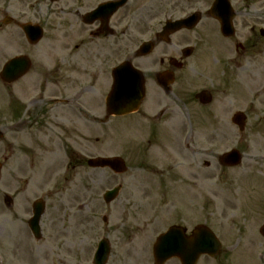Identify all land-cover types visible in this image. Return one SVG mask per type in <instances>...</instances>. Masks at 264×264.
<instances>
[{"label":"rangeland","instance_id":"obj_1","mask_svg":"<svg viewBox=\"0 0 264 264\" xmlns=\"http://www.w3.org/2000/svg\"><path fill=\"white\" fill-rule=\"evenodd\" d=\"M43 1L45 4L34 6L31 11L15 1L8 14L19 23L42 24L44 41L35 48L26 44L25 52L37 53V60L49 64L53 48L56 57L68 54L69 42L64 26L56 31V26L63 23L45 8L50 0ZM184 1L192 0H170L175 7L171 18L193 12L190 3ZM213 1L200 0L199 10L206 12ZM230 1L234 10L241 13L235 21L236 36L225 40L214 34L218 27L213 21H205L214 32L210 50L190 60L191 67L197 70L196 74H188L192 93L209 89L214 101L207 109L193 102L184 111L179 110L171 124L175 132L185 128L187 136V110L191 117H197L191 120L192 138L205 156H200V168L195 167L196 179L189 170L190 162L181 160L182 155L173 145L176 141L171 146L175 152H170L179 159L176 162L166 159L162 152L157 155L154 150L152 154L161 159L157 164L164 163L160 168L165 170L180 161V171H159L154 175L138 169L144 152L131 148L134 117L122 119L115 130H106V135L100 136L97 129H91L92 138L88 140H63L56 146L50 145L55 140L41 141L34 130L21 133L15 126L17 112L4 116L6 90L0 80V132L4 135L0 139V264H92L102 238H107L112 247L108 264H154L153 244L173 225L184 226L189 232L206 225L222 242L218 257L203 258L198 264H264V239L259 234L264 224V37L260 34L264 31V0ZM18 30L11 25L0 46V72L19 53L22 33ZM125 59L123 54L121 62ZM13 89L15 95L11 99L18 102L19 86ZM238 112L248 119L244 133L231 121ZM203 115L210 118L202 119ZM140 138L143 145V132ZM62 144L67 145L66 151ZM187 144L186 140L183 147ZM234 149L243 154V164L234 169L222 168L218 157ZM187 154L185 150L183 156ZM113 156L126 160V174L116 177L85 164L90 158ZM78 161L82 167L74 166ZM206 163L211 166L209 169ZM117 185L123 186L120 197L110 206L105 205L102 194ZM37 199L46 203L41 220L43 238L39 242L28 228ZM105 215L109 219L106 224L102 221Z\"/></svg>","mask_w":264,"mask_h":264},{"label":"flooded vegetation","instance_id":"obj_2","mask_svg":"<svg viewBox=\"0 0 264 264\" xmlns=\"http://www.w3.org/2000/svg\"><path fill=\"white\" fill-rule=\"evenodd\" d=\"M15 1L25 4L24 9L28 11H31L30 8L34 9V6L41 7L45 4L43 0H0V46L11 25H15L20 31L21 24L18 21H8V13ZM123 1L125 5L121 7L119 4ZM184 2L190 3L192 7L193 0ZM107 4L113 6L102 10L101 7ZM45 8H48L47 11L51 10L52 15L63 23L56 26V31L64 26L69 53L56 57L54 47L49 64H45L37 60V53L34 55L30 51L26 55V43L31 48L38 45H30L20 31L22 44L18 45V56H28L31 69L18 83L4 85V116L8 117L11 112L16 111L18 122L15 126L21 133L34 130L41 141L55 140L54 143L50 142L54 146L61 145L63 140H88L92 138L91 129H97L100 136L106 135V130H115L123 119L109 116L104 110L105 99L113 84V67L126 54L127 60L134 62V67L141 70L144 78L145 99L140 110L131 115L135 118L132 122V149L144 152L142 158L145 162L140 161L139 167L144 168L145 165L146 169L164 172L165 169L160 168L165 166L164 163L157 164L161 159L154 157L152 152L156 151L157 155L162 152L166 159L176 162L179 159H175V150L171 148L176 141L173 145L179 155H182L181 160L190 162L189 170L194 172L193 177L196 179L200 156L205 155L201 154L199 145L192 138L194 126L191 124L189 135L185 136L184 127L183 132H175L171 129V124L177 118L179 110L184 111L193 102L198 103L197 94L192 93L189 82L188 74L195 72L190 60L209 49L214 33L212 27L201 20L194 30H181L168 39H161L159 35L168 21L166 18L175 8L170 5V0H50V5ZM204 17L203 15L202 19ZM145 43H152L154 57L151 59L138 55L140 46ZM137 44L140 45L137 47ZM2 50L0 48V54ZM15 86H19L18 94L21 95L18 102L11 99L15 95ZM30 91L33 94L30 95ZM14 103L19 106L12 105ZM208 118L210 117L202 116V119ZM93 123L97 127L91 125ZM106 126L111 127L106 129ZM142 132L145 139L140 148L138 140ZM170 139H173L171 145L168 143ZM186 140L189 141L188 154L183 156L185 150L182 148ZM62 145L66 151L67 145ZM145 146L148 149L142 150ZM171 151L174 152L170 153ZM74 166L82 167V164L78 161ZM205 166L207 169L211 167L207 163ZM182 167L183 163L179 161V164L169 165L166 171H180Z\"/></svg>","mask_w":264,"mask_h":264},{"label":"water","instance_id":"obj_3","mask_svg":"<svg viewBox=\"0 0 264 264\" xmlns=\"http://www.w3.org/2000/svg\"><path fill=\"white\" fill-rule=\"evenodd\" d=\"M227 0H216L211 11V16L220 21L222 32L225 37L230 38L234 35L232 20L234 18L233 10ZM194 18L193 25L186 23H175L167 26V32L173 34L182 28H192L196 24ZM28 41L37 43L43 36L40 28L26 26L23 28ZM144 53L147 55L151 52L150 46L145 45ZM29 62L25 58L14 59L6 65L2 77L9 83L18 81V79L27 72ZM115 84L113 92L108 101L109 111L116 116L129 115L139 108L143 99V83L141 74L136 71L130 64H125L115 70ZM201 100L204 104L210 102L209 96L201 95ZM246 118L243 114H236L233 123L237 125L240 131L245 130ZM1 136V135H0ZM221 165L226 167H237L242 162V157L237 151L228 153L221 157ZM89 166L93 168L109 167L116 173L126 172L125 163L118 158L114 159H94L89 161ZM119 193L118 190L110 192L106 196L107 203L115 199ZM34 218L31 219L30 226L33 232L40 236V220L44 213V204L36 205ZM185 230L181 228H171L168 233L160 236L154 246V258L158 264H165L167 261L177 258L182 264H196L202 256L215 257L221 252V244L216 236L206 227H198L192 232V236L187 237ZM264 237V226L260 230ZM109 245L101 244L99 253L97 254L96 264H106L109 256Z\"/></svg>","mask_w":264,"mask_h":264}]
</instances>
